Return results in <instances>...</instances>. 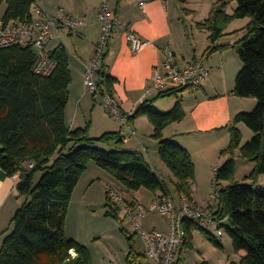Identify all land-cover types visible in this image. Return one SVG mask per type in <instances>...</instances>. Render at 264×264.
<instances>
[{"label": "trees", "instance_id": "trees-1", "mask_svg": "<svg viewBox=\"0 0 264 264\" xmlns=\"http://www.w3.org/2000/svg\"><path fill=\"white\" fill-rule=\"evenodd\" d=\"M235 1L238 6L233 15L226 12L229 1L219 0L208 19L199 23L210 31L214 43L206 54L226 48L237 50L243 67L236 78L235 94L257 99L256 107L241 111L229 127L231 141L222 151L227 158L217 167L214 177L220 191L217 214L221 219L228 216V222L222 225L235 251L245 252L239 264H264V186L258 183L264 174V0ZM35 2L0 0V7L7 5L2 18L5 22L30 21ZM247 16L251 21L238 41L216 44L225 34L226 22ZM51 54L57 66L44 76L34 71L37 53L32 45L0 48V145L4 148L0 152V176L18 174L19 196L25 198L7 230L0 249V264H94L88 247L66 234L74 191L92 160L129 191L146 188L171 195L167 182L143 153L121 147L125 138L120 131L92 137L89 125L69 127L66 108L73 80L69 51L61 44ZM106 56L107 51L98 70L99 85L103 92L113 94L115 79L108 72ZM176 91L161 93L141 104L131 120L141 115L149 118L154 125L153 137L159 140V155L175 177V193L190 196L195 163L183 146L163 135L167 125L184 117L182 103L178 101L165 113L152 105L154 100ZM239 123L253 131L246 143ZM102 144L115 146L104 148ZM236 151L255 162L246 177L251 183L241 184L236 178ZM30 163L34 166L30 167ZM41 171L43 174L35 183V176ZM184 227L191 242L196 226L186 222Z\"/></svg>", "mask_w": 264, "mask_h": 264}, {"label": "crops", "instance_id": "crops-1", "mask_svg": "<svg viewBox=\"0 0 264 264\" xmlns=\"http://www.w3.org/2000/svg\"><path fill=\"white\" fill-rule=\"evenodd\" d=\"M42 5L51 16L57 17L66 13L87 22L74 29L62 28L61 37L55 38L49 46V50L53 51L64 44L69 51V66L73 76L66 108L69 127L76 129L89 125L92 137H99L109 131H120L125 138L121 147L143 153L152 166H156L149 156L153 154V158L159 157V140L153 137L154 125L147 116L141 115L130 119V125L136 128L139 135L129 138L127 129L108 111L101 96L93 93L85 85L86 68L92 63L102 35V22L99 16L102 0H43ZM109 9L136 35L151 42L141 50L134 51L123 32H115L108 40L105 61L109 74L115 79L113 95L123 112L134 114L141 104L155 98V96L145 97V88L153 84L155 73L162 70L166 46L174 49L180 66L188 65L198 58L205 59L210 76L199 91L187 87V90L182 91L181 99L170 97L167 103H160L165 99L159 98L154 100L152 105L157 110L166 112L181 101L184 117L167 125L163 135L164 138L175 141L190 153L196 170L190 196L199 205H209L211 201L202 199L198 192L203 187L214 184L215 168L227 158V155H222V151L230 144L229 127L236 115L241 111L253 110L257 104L255 97H240L234 92L237 75L243 67L237 50L226 48L210 55L206 54L207 49L214 44L210 39V31L199 26L204 20L199 21L198 24L187 25L180 12L178 0H109ZM32 17H38L33 8ZM244 32L243 30L242 33ZM241 34L223 35L216 44H234L243 36ZM178 94L175 92L174 96ZM238 127L243 133V138L246 136L244 134L250 133L246 129V124L239 123ZM101 146L108 148L115 145ZM237 152L239 151H236V154ZM89 165L95 168L91 163ZM155 170L158 173V169ZM88 171L78 185L86 179ZM100 172L102 174L101 170ZM170 174L168 178L174 186L175 177L172 172ZM103 176L109 177L106 172ZM18 180V174L0 176V249L8 233L7 230L11 227L12 218L19 208L20 203L15 200L17 199L15 195L19 196L18 188H15ZM167 185L171 194L176 195L175 190H172L168 183ZM144 227L146 228L145 225ZM168 227L169 231V220ZM159 230L168 232L164 229ZM192 231L194 233L195 229ZM204 231L210 234V231ZM78 239L81 240L80 237ZM190 247H193L192 241L188 240V244L181 248L182 255L186 252L187 258ZM134 251L135 249L132 252ZM240 253L245 255L244 251ZM123 261L112 264H156L152 259L136 251L131 256L128 254L126 263Z\"/></svg>", "mask_w": 264, "mask_h": 264}, {"label": "built area", "instance_id": "built-area-1", "mask_svg": "<svg viewBox=\"0 0 264 264\" xmlns=\"http://www.w3.org/2000/svg\"><path fill=\"white\" fill-rule=\"evenodd\" d=\"M42 4L43 0H36L33 4L32 8L36 11L38 17H32L30 21L12 20L5 22L3 18H0V48L13 45H32L37 53L34 71L47 76L57 66V62L49 50L51 42L55 38L61 37L62 28L74 29L87 22L66 13H62L57 17L51 16ZM99 16L102 22V35L98 41L92 63L86 68L85 85L93 93L101 96L103 104L113 116L122 122L125 129L129 131L128 137L131 138L136 136L135 128L130 125V119L134 114L133 112H123L114 95L111 92L102 91L99 85L98 70L108 40L115 32H123L134 51L141 50L151 42L136 35L125 23L114 16L109 9V0H102ZM164 52L165 59L162 63V70L155 73L154 82L145 88L144 96H157L178 87H189L192 90L199 91L210 75L205 59L198 58L188 65L180 66L173 48L166 46ZM33 166L34 163H30V167ZM112 188L114 187L108 188L111 197L117 195L119 198ZM219 201L220 191L218 190L213 194L212 202L208 206L199 205L185 192L178 195H168L160 192L147 205L135 203L134 206H129L124 201L118 202L121 206L122 204L126 206V214L131 219L132 228L141 232L146 244L145 253L148 258L156 264H190L186 262V252L183 255L181 253V248L186 246L189 240L188 231H186L184 224L190 222L207 231L212 228V234L219 241H222L223 237L227 235V231L222 225L223 219L217 214ZM151 212H160L170 216V230L168 232L143 228L139 217ZM224 218L228 221V216Z\"/></svg>", "mask_w": 264, "mask_h": 264}, {"label": "rangeland", "instance_id": "rangeland-1", "mask_svg": "<svg viewBox=\"0 0 264 264\" xmlns=\"http://www.w3.org/2000/svg\"><path fill=\"white\" fill-rule=\"evenodd\" d=\"M218 1L219 0H178V3L184 21L187 25H191L192 23L198 24L201 20H204L205 22ZM228 1L229 3L226 6V12L233 15L238 3L235 0ZM6 8V4L1 6L0 17L4 15ZM250 21V16H247L244 18H235L226 22V25L224 26V35L228 34V36H232L241 34L243 30L245 31L244 27L247 26ZM181 22L183 21L181 20ZM244 34L242 33L241 36ZM177 90L178 91L176 92L179 93L178 96H174L175 93H173L171 95L160 97L165 99L160 103H167V100H169L170 97L181 99L182 91L187 90V88L178 87ZM246 129L249 130L250 133L244 134L246 136L243 138V143L249 141L253 136V131L249 129L248 126ZM135 134L136 136L134 137L139 135L137 130L135 131ZM152 155L153 154L149 157L156 165H153L154 168L158 169L160 178L167 182L173 190L174 186L171 185L172 181H169L168 178V176L171 175L170 169L164 161H162L160 155L158 158H153ZM235 159L237 162L236 178L238 182L241 184L251 183L252 181L246 179V177L253 171L255 162L244 159L240 156L239 152L235 155ZM90 163L94 165L95 168L88 165L89 171L87 169L88 174L86 179H83L78 185L69 206L66 220L67 236L77 239L88 247L94 264H112L117 263L120 260H124L123 263H126L128 254L132 253L133 249H135L137 253L146 256V244L141 236V232L132 228L131 219L126 214V206L123 204L121 206L118 201H124L125 204L129 206H134L135 203L147 205L155 199V194H159V192L153 193L146 188L129 191L120 181L113 177V175L99 166L96 161L92 160ZM100 170L102 171V174ZM104 172H106L109 177H104ZM42 174V171L36 174L35 183L38 182ZM93 177H95V179H93ZM258 183L264 186V174L260 176ZM89 184H92V186L90 187ZM111 187H114L112 189L118 194L119 198L117 195L111 197L110 190L108 192V188L111 189ZM218 190V186L211 184L210 187H203L198 193L202 199L207 201L210 200L212 202V196ZM15 196L17 198L15 200H18L20 203L18 207H20L24 203L25 198L23 196ZM168 220H170V216L160 212H151L139 217V221L144 229L158 228L168 231ZM227 222L226 218H224L222 224ZM11 231L12 228L10 232ZM211 232L212 228L210 234ZM210 234L196 226L193 233V247H190L189 256L188 258L186 257V262L190 264H239V261L244 254L235 251L231 237L227 234L223 237L222 241H219L217 238H213V234ZM79 237L81 240L78 239ZM127 251L130 253L128 252L125 256ZM135 251L132 254H135Z\"/></svg>", "mask_w": 264, "mask_h": 264}, {"label": "water", "instance_id": "water-1", "mask_svg": "<svg viewBox=\"0 0 264 264\" xmlns=\"http://www.w3.org/2000/svg\"><path fill=\"white\" fill-rule=\"evenodd\" d=\"M3 149H4L3 146L0 145V152L3 151Z\"/></svg>", "mask_w": 264, "mask_h": 264}]
</instances>
